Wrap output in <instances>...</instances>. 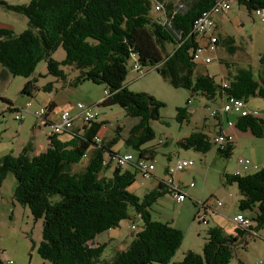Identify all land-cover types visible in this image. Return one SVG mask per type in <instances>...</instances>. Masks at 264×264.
<instances>
[{"label":"trees","instance_id":"obj_1","mask_svg":"<svg viewBox=\"0 0 264 264\" xmlns=\"http://www.w3.org/2000/svg\"><path fill=\"white\" fill-rule=\"evenodd\" d=\"M182 1L30 0L26 4H9L0 0L3 7L23 14L28 20L27 28L19 33L0 28V65L12 75L29 78L21 91L29 95L36 88V80L31 75L41 60L46 62L48 74L61 79L67 77L61 66L77 70L73 80L67 81L71 86L86 80L104 83L105 97L97 106L118 105L126 116L137 118L135 124L127 127L124 143L138 151L137 158L148 160H153L154 151L142 146L154 138L149 122L159 118L164 104L145 92L127 90L124 80L131 58L135 60L132 68L135 65L136 70L140 66L152 67L173 87L200 93L207 99L223 97L220 108L223 113L235 112L223 110L230 98L242 99L246 114L235 112L238 118L233 128L224 132L221 126L214 137V142L219 144L217 153L228 158L233 149L234 130L264 137V118L251 114L245 103L249 96L264 98V50L256 71L250 67L231 70L225 63L226 75L216 82L213 76L200 72L197 64L198 61H211L205 53L201 54L211 50L210 44L213 49L220 45L229 53L236 51L234 37L219 34L218 25L211 16L230 9V0ZM235 1L248 13L259 17L257 10H264V0ZM156 5L160 9H155ZM153 11L158 12V16L151 14ZM204 14L213 22L210 31H198L194 27L195 20ZM260 20L264 21L261 17ZM212 37H215L214 42H211ZM58 46L65 52L61 61L51 57ZM206 57L207 62L203 61ZM51 89V83L43 86L45 91ZM177 110V119L183 121L185 109L179 107ZM211 113L215 116L219 110ZM97 117L77 122L79 125L70 131L48 135L47 147L38 154H33L32 144H29L16 155L0 156V188L7 173L11 172L16 180L14 200L27 207L34 219L42 221V238L37 246L40 257L47 264H228L239 239L245 234L251 236L237 225L235 234H226L220 226L208 228L201 254L188 250L180 261L172 260L181 244L182 231L168 222L152 219L150 213L157 198L172 193V189L165 180H159L156 188L142 196L129 191L138 172L133 161L129 163L134 168L132 171L123 169L127 163L115 165L111 174H104L111 162L102 165V160L108 154L117 153L111 145L121 136L123 126L118 124L114 129L116 134L105 140L99 130L107 121H98ZM66 132L72 134L69 140L58 139V135ZM97 135L101 139L99 144L94 140ZM179 143L186 148L205 151L210 140L203 132H193ZM90 148L86 166L71 172V164L78 163ZM244 160L248 161L245 172L250 161ZM170 178L181 189L174 183L173 175ZM224 178L226 183L236 184L241 195L239 209L249 210L247 216L254 222L252 229H262L264 166L252 173H225ZM205 203L206 209L209 201ZM129 208L135 213L133 218L140 219V229H133L126 250H116L109 260L102 258L107 242L94 243L96 235L131 218Z\"/></svg>","mask_w":264,"mask_h":264},{"label":"rangeland","instance_id":"obj_2","mask_svg":"<svg viewBox=\"0 0 264 264\" xmlns=\"http://www.w3.org/2000/svg\"><path fill=\"white\" fill-rule=\"evenodd\" d=\"M3 1L9 4H26L30 0ZM164 1L183 2L182 0ZM151 14L158 16V12L153 11ZM211 16L218 25L217 32L221 35L233 36L237 48L233 54L220 45L210 51H202L201 54L205 53L211 61L209 63L198 61L197 69L213 76L216 82L221 81L226 75L225 63L230 65L231 70L250 67L256 71L259 68V56L264 50V21H261L259 16L248 13L235 0H230V9L212 13ZM27 26L26 16L8 10L0 4V28L19 33ZM51 57L57 61L63 60L65 57L63 48L58 46L51 53ZM134 63L133 58L128 61V73L124 80L127 90L145 92L162 101L164 105L160 108L159 118L149 122L154 138L142 146L153 149L155 169L148 178L137 172L135 181L128 190L142 196L156 188L159 180L170 177L166 168L173 166L177 159L193 161V165L189 168L173 173L174 183L178 184L186 194L185 200L176 201L173 194L167 192L159 196L150 208L152 219L168 222L170 226L182 231L181 244L172 258L173 261H180L188 250L202 253L208 228L222 226L223 231L227 233L225 227L235 226L232 219L238 212L250 214L249 210L239 209L238 200L241 195L235 183L225 182L224 174L242 169L243 165L239 164L238 159L250 161L249 169L242 173H252L264 166V137L236 129L233 133L231 155L228 158L220 156L217 153L219 144L214 142V137L221 131V121H223V131L226 132L227 127L233 128L232 125L238 118L235 112L220 111L224 98L216 96L214 99H207L200 93L193 94L188 89L173 87L154 68L140 66V69L136 70L132 68ZM61 68L67 76L66 79L48 74L46 62L39 61L31 75L36 80V88L29 95L21 92L29 78L12 75L0 65V156L8 153L16 155L24 146L32 142L35 149L38 148V143L45 144L50 129L47 125L38 126L35 113L42 107L47 108L49 102L54 101L58 110L73 108L77 102L95 104V110L99 108L97 120L107 119L103 139L107 140L115 135L114 129L118 124L123 126L125 130L123 131L122 128L121 136L111 148L120 154L130 152L136 159L138 151L132 146L125 145L124 138L128 131L127 127L135 124L137 118L126 116L118 105L97 106V103L105 97V84L86 80L71 86L67 81L73 80L77 70H72L71 66H61ZM48 83L52 84V89L43 90V86ZM245 103L251 114L264 118L263 97L249 96ZM27 104L30 105L29 112L23 119H15V115L22 114L21 108ZM179 107L184 108L186 112L183 121L177 119ZM213 110H219V113L213 116L211 113ZM77 113L78 110L75 114ZM33 129L38 131L34 132ZM193 132H203L208 135L210 140L208 149L198 151L180 145L179 141ZM86 161L83 158L79 163L72 164V169L80 170ZM115 165L111 162L106 170L108 175ZM123 169L134 170L129 163ZM190 183L193 187L189 186ZM15 184L16 180L9 172L0 188V264H47V261L37 253V246L42 238V221L34 219L27 207L14 200ZM206 200L209 201V205L204 211L200 203ZM216 200L222 202L220 207H214L213 201ZM198 213L204 215L206 223L198 219ZM129 214L131 218L121 220L118 227L96 235L94 243L107 242L102 258L109 260L116 250H126L133 233L132 225L140 229L141 221L138 217L133 218L135 213L132 208H129ZM228 264H264V241L260 237H248L245 243L239 240L232 249Z\"/></svg>","mask_w":264,"mask_h":264},{"label":"built area","instance_id":"obj_3","mask_svg":"<svg viewBox=\"0 0 264 264\" xmlns=\"http://www.w3.org/2000/svg\"><path fill=\"white\" fill-rule=\"evenodd\" d=\"M155 9L158 10L160 8L156 5ZM257 13L260 15L261 19L263 20L264 10L263 9L257 10ZM194 27L198 31L199 30L200 31H210L213 27V22L209 17H207V14H204L195 20ZM214 41H215V37H212L211 42H214ZM213 48H214L213 45L210 44V49H213ZM195 58L198 60H201V57L199 55H195ZM203 61L207 62L209 61V59L206 57L203 59ZM134 68H136V65L134 66ZM76 107L78 110L77 114L71 113L68 110H64L60 112L58 116L56 117V119L54 120L49 119L50 117L48 114V108L42 107L39 109L37 113V117L41 125L43 126L47 125L49 127L50 131H48L47 134L53 135L56 133L70 131L72 130L76 122L89 121L91 119L93 120L98 115V112L95 110L94 105H88V104H84L81 102H77ZM21 110L23 113L20 115H15V119L17 120L23 119L25 112H26V108H22ZM223 110L224 111H235V112H238L240 115L246 114L244 102L242 99H239V98H230L228 103L224 104ZM221 139L223 140V138L220 137L219 141H222ZM94 140H95V143L99 144L101 139L99 135H97L96 137H94ZM132 161L135 163V167L137 168L140 175H142L145 178L152 176V172L155 169L153 160H148V158L146 157H139V158L134 159V156L129 152H126L123 154H120V153L108 154L102 160V165H105L108 162H114L116 165L123 166ZM238 162L240 164H243V167L242 169H236L233 172L234 175H240L242 174V172H244V170L247 169V164H248L247 160L239 159ZM192 165H193V161L190 159L188 160L178 159L173 166L167 167L166 171L170 176H172L175 171H182L184 169L189 168ZM165 183L169 185V187L172 189L173 198L176 201L182 202V200L185 198V193L180 188L176 187V185L173 184V181L170 177H168L165 180ZM192 185H193L192 183L189 184V186H192ZM213 203L215 207H220L222 205V202L219 200L213 201ZM200 206L205 211L204 207H206V203L201 202ZM200 219L203 223H206L204 215L201 214ZM233 223L241 227L245 231H248L247 233L250 234L251 236L260 237L264 241V233L259 234L257 230H253L252 227L254 225V222L250 219V217H248L244 213L242 212L237 213L233 217ZM134 228L135 226L132 225V229Z\"/></svg>","mask_w":264,"mask_h":264},{"label":"crops","instance_id":"obj_4","mask_svg":"<svg viewBox=\"0 0 264 264\" xmlns=\"http://www.w3.org/2000/svg\"><path fill=\"white\" fill-rule=\"evenodd\" d=\"M77 104V103H76ZM76 104L74 105V107L73 108H63V109H61V110H58L57 109V106H56V103L54 102V101H50L49 102V104H48V106L50 105V106H52V107H50L49 109L50 110H48V114H49V119H51V120H54V119H56V117L58 116V114L60 113V112H62V111H64V110H68V111H70L71 113H75V112H77V107H76ZM48 106H47V108H48ZM29 107H30V105L28 104V106L27 105H25V107L24 108H26V112H25V114L26 113H28L29 112ZM39 111V110H38ZM38 111L35 113V116H36V118H37V120H38V126L39 125H41L40 124V122H39V119H38V117H37V113H38ZM96 111H99L98 109H96ZM25 116V115H24ZM24 118V117H23ZM103 121H107V119H102ZM221 126H223V121H221ZM77 125H79V123H75V125L74 126H77ZM230 128L229 127H227V130H229ZM34 130V132H37L38 131V129H33ZM105 132H106V127H104V126H101V128H100V130H99V134H105ZM72 134H71V132H66V133H62V134H60V135H58V139H60L61 141H66V140H69L72 136H71ZM31 144H33V142L31 143ZM47 144H48V140L46 139V142H45V144H42V143H38V148L37 149H35V147H34V144L32 145V148H33V154H38L39 152H41V151H43V150H45V148L47 147ZM91 150H92V148H90L88 151H87V154L86 155H84L83 156V158H85L86 160H88V156H89V153L91 152ZM118 153V152H117ZM130 153V152H129ZM132 154V153H131ZM5 155V154H4ZM133 156H134V154H132ZM82 158V159H83ZM178 160V159H177ZM79 163V162H78ZM74 164H77V163H74ZM86 164H87V161H86ZM86 164L84 165V166H82V168L80 169V170H82L85 166H86ZM111 165V163L109 164V166ZM80 170H78V171H80ZM106 170L107 169H105L103 172H104V174H106V175H108L107 174V172H106ZM70 171L71 172H76V171H74L73 169H72V164H71V166H70ZM190 187H193V185L192 186H190ZM181 190H182V188H181ZM183 191V190H182ZM185 193V192H184ZM185 198H186V194H185ZM185 198L183 199V200H185ZM182 200V201H183ZM205 202V201H204ZM201 207V206H200ZM215 207V206H214ZM205 208V207H204ZM239 213V212H238ZM246 215V214H245ZM198 219L201 221V214L200 213H198ZM206 220V219H205ZM232 221H233V219H232ZM222 227V226H221ZM235 227L236 226H234V225H232V227L231 228H226L225 227V229H226V231H228L226 234H235ZM261 231H263V233H264V227L262 228V229H260V230H258V233L259 234H261ZM262 233V234H263ZM248 237H251V236H247V234H245V236H243L242 238H240L239 240L241 241V242H243V243H245V242H247V238ZM263 240V239H262Z\"/></svg>","mask_w":264,"mask_h":264}]
</instances>
